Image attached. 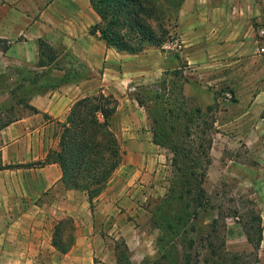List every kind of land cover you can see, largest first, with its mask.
Returning <instances> with one entry per match:
<instances>
[{
	"label": "crops",
	"instance_id": "obj_1",
	"mask_svg": "<svg viewBox=\"0 0 264 264\" xmlns=\"http://www.w3.org/2000/svg\"><path fill=\"white\" fill-rule=\"evenodd\" d=\"M99 22L89 0H0V40L7 46L5 51L0 49V73L8 66L35 65L41 40L55 55L47 68L60 63V69L51 73L55 79H62L69 71L78 76L49 87L46 94L31 95L28 104L38 113L25 111L0 129V264H47V257L49 264H92L93 256L105 259L111 256L94 229L97 222L77 217L88 210L85 193L64 188L57 164L28 165L45 160L51 150L57 149L60 124L79 99L102 93L117 100L110 127L123 156L107 183L115 180L109 190L111 196L107 197L103 191L95 200L100 201L99 211L107 213L117 201L132 202L142 191L146 195L149 190L165 189V182L158 176L159 162L165 156L152 142L145 111L137 104L135 94L140 86L161 78L171 57L162 47H148L138 54L119 53L107 47L98 32L90 33L91 27ZM262 27L264 0H184L175 27L184 42L187 70L204 80L211 88L210 98L216 96L220 105L219 127L234 131L231 141L237 147L243 145L247 155L261 166L264 163V53L259 52L264 48V37L259 35ZM223 91L231 92L233 102L222 98ZM216 145L215 141L212 152ZM222 147L220 152L216 150L219 152L216 156L211 154L214 162L222 157L225 146ZM229 162L240 171V162L235 159ZM117 185L118 193L114 191ZM258 193L262 196L256 208L262 220L263 238L256 264H264V193ZM73 215L79 227L74 244L61 255V260L55 261L53 257L58 253L50 244L53 226L62 217ZM111 223L119 227L127 242L130 223L126 219ZM227 229L230 239L239 235V244L246 241L239 223H227ZM231 242L234 243L233 239ZM231 250L251 252L252 248L247 242Z\"/></svg>",
	"mask_w": 264,
	"mask_h": 264
},
{
	"label": "trees",
	"instance_id": "obj_2",
	"mask_svg": "<svg viewBox=\"0 0 264 264\" xmlns=\"http://www.w3.org/2000/svg\"><path fill=\"white\" fill-rule=\"evenodd\" d=\"M184 0H89L93 11L99 16L100 22L91 27L90 33H99V39L109 48L117 52L138 54L148 47H162L172 39L166 22L170 21L167 12L170 6L179 7ZM40 67L50 65L54 59V52L43 41H39ZM0 49L5 51L7 46L0 40ZM47 53L48 61L44 62L42 56ZM75 72L69 71L62 79H55L53 88L60 83L77 79ZM166 81L148 88L151 95L152 107L141 95H135L137 104L144 107L147 119L150 122L153 143L169 149L173 153L172 166L180 176L169 181V187L162 200L153 210L154 224L163 233L158 238V244L163 250L160 262L151 264H171L175 253L174 242L182 235L196 233L198 228L193 221L199 219L202 212L207 209L216 210V218L212 221L209 234L201 236L199 242L188 236L185 249H192L195 244L201 250L208 251L207 258L200 254L192 255L189 251L182 257V264H256L258 251L262 241V220L256 206L249 211L244 220L240 222L242 232L252 251L248 253L229 252L225 249V237L218 236V227H225V220L229 215L238 217V212L222 211L210 205L209 197L203 187L206 171L211 163L210 150L212 140L205 138V133L211 127L202 117V109L188 104L183 96L182 85L168 81V93L164 92ZM23 107L32 113L37 109L28 103ZM117 100L112 95L99 93L93 97L77 100L70 108L65 121L61 123L58 147L51 150L45 160L31 165L44 166L57 164L61 171V182L65 189L85 193L90 209L94 201L105 190L115 170L119 167L123 152L118 139L110 127V120L116 112ZM14 121V120H13ZM12 122V121H11ZM9 122V123H11ZM9 123L4 125L7 126ZM176 126H181V132L187 138L182 145L174 141L177 135ZM202 137L196 136L194 131L201 127ZM200 139L201 142L189 145L191 139ZM16 166H6L13 168ZM200 169V172L195 171ZM212 234L220 238L219 245L215 246ZM186 239V238H185ZM75 241L69 218L57 221L53 226L50 244L59 254H66ZM120 253L118 245L115 246L117 264H131L126 256L127 248ZM196 255V259L194 256ZM249 259V260H248Z\"/></svg>",
	"mask_w": 264,
	"mask_h": 264
},
{
	"label": "rangeland",
	"instance_id": "obj_3",
	"mask_svg": "<svg viewBox=\"0 0 264 264\" xmlns=\"http://www.w3.org/2000/svg\"><path fill=\"white\" fill-rule=\"evenodd\" d=\"M167 15H169L170 21L166 22V26L170 30L172 37L171 40L176 38L180 39L181 49L175 50V48L171 45L164 44L162 46L163 51H165L171 59L169 60L163 75L153 84L140 86L135 95H141L143 100L147 103L145 106L152 107V101L148 98V95H151V92L148 88H152L158 83L166 81L164 92L167 94L169 88L168 81H172L175 84L182 85L183 96L187 99L190 106L202 109V117L207 123L209 122L212 124L209 130L206 131L205 138H210L212 140V146L216 141V150L220 149L219 152L223 148L222 145L225 146L224 151H222V157H220L219 161L216 162L213 161L214 157L211 156V154L213 153V155L216 156L218 151L216 152V150H214L212 152L210 150L211 163L206 171V179L203 187L209 197V202L212 207L221 208L225 214H228L233 210L238 212V217L229 215V217L226 218L225 227H218V236L225 237V249L227 251L248 253L245 251L231 250V247H235V245H238L239 247L242 244L246 245L247 242L244 241V243L239 244V241H237L239 235H234L231 238L234 243H230L231 239L228 236L227 223H230V225L233 222L240 224L249 211L256 205H259V200L262 196H260L258 192L264 193V163H262L261 166L260 163L254 161L252 156L247 155L248 150L243 145L237 147V145L231 141V139H234L235 137L233 135L234 131L219 127L218 123L221 118L219 117L220 115L218 112L220 110V105L216 101V96L213 99L210 98L209 93L212 92L211 88L206 85L203 79H197L195 75L189 72L186 68V61L183 59L185 48L184 42L177 35L175 29L178 15L177 8L171 5ZM42 60L46 63L49 62L47 53L42 56ZM55 68L60 69V63L58 61L53 63L49 68H47V66L40 67L37 61L35 65L30 67L26 66L13 68L8 66L0 73V129L4 127L6 123H9L17 118L19 114L25 111L32 113L24 108L23 104L29 102L31 95L36 93H47V86L53 84L55 81V77L51 75L53 69ZM216 93L220 94V92ZM231 102H233V96L228 103ZM143 109L146 114L144 107ZM147 124L148 131L150 132L152 138L153 135L148 119ZM204 128L205 127L203 126L200 130L196 129L194 134L198 136V138H203L201 131H205ZM176 131L177 135L175 136L174 141L176 143L186 145V143H182V140L186 139L187 135L185 132H181V126H176ZM191 141L192 142H190L189 145L193 144V146H196V143L201 142L200 139L195 138L191 139ZM157 146L158 147H156V149L160 151L161 155L165 156L162 158V161L159 162L160 167L158 173L159 178L161 177L162 181L165 182L164 190L155 189L152 192L149 190L146 195L144 194L145 192L142 191L141 194L138 193V196L132 202L126 201V203H120L117 201L114 203L115 207L107 213L99 211L97 206L100 201H94L92 210L90 209V206H87L88 210L77 216L78 218H90L97 222L94 225V229H97L105 247H108L111 253L109 259H107V257L105 259V256H93L91 260L92 264H117L115 246H119L118 251L121 253L124 249V245L122 243H124L127 248L126 256L128 257V262L131 264H151L154 261H161L160 256L163 254V250L158 244V238L163 237V233L154 224L153 210L158 202L164 198L167 188L169 187V181L177 176H180L181 172H178L175 167L172 166V151L164 147H160L159 145ZM231 159H235L241 163L238 167L240 171L235 168L233 163L229 162ZM244 165L251 167L252 171L245 170ZM195 171L200 172V169H196ZM114 184L115 180L111 181L110 184L106 186L104 193L106 192L107 197L111 196L109 190L113 188ZM157 185L159 187V182H157ZM115 190L117 193L119 192V185L115 187L114 191ZM117 197L118 196H116V198ZM63 218L70 219L71 228L75 235L79 229V227L75 225L76 216H64L61 219ZM215 218L216 210L207 209L202 212L198 220L193 221L194 225L198 228L197 232H188L186 236H179L175 240L173 246L176 250L173 254V261L171 264H182L183 255L189 251L192 252V255L199 253L201 255L200 260L201 258L208 257V251L201 250L198 244H195V246L190 250L187 249V247L185 249V242L189 234L199 242L201 236L210 233L212 221ZM119 219L123 221L126 219L127 222L130 223L126 233L129 238L127 242L119 227L113 226L111 223ZM215 236H217V234H212V241L215 246H218L220 238ZM227 240L229 241L228 244ZM53 258L55 261H59L62 259V256L56 254ZM196 258L197 257L195 255L194 259ZM49 261L50 259L47 257V264H49ZM199 264H203L202 261H200Z\"/></svg>",
	"mask_w": 264,
	"mask_h": 264
},
{
	"label": "built area",
	"instance_id": "obj_4",
	"mask_svg": "<svg viewBox=\"0 0 264 264\" xmlns=\"http://www.w3.org/2000/svg\"><path fill=\"white\" fill-rule=\"evenodd\" d=\"M259 35L261 37H264V27L259 30ZM165 44L171 45L173 48H175V50L181 49V40L178 38L166 42ZM259 52L264 53V48H260ZM222 98L226 101H229L230 99H232V94L229 91H226L222 94Z\"/></svg>",
	"mask_w": 264,
	"mask_h": 264
}]
</instances>
